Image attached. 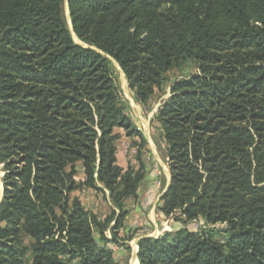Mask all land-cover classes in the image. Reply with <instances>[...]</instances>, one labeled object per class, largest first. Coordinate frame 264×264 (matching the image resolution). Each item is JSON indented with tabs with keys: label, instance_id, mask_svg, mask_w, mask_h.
I'll use <instances>...</instances> for the list:
<instances>
[{
	"label": "trees",
	"instance_id": "1",
	"mask_svg": "<svg viewBox=\"0 0 264 264\" xmlns=\"http://www.w3.org/2000/svg\"><path fill=\"white\" fill-rule=\"evenodd\" d=\"M189 63L156 115L171 175L158 210L181 226L142 236L138 262L264 264V0H0V264L131 251L121 231L146 166L141 151L138 169L118 165L117 131L145 139L118 69L147 106ZM84 190L108 193L105 219Z\"/></svg>",
	"mask_w": 264,
	"mask_h": 264
},
{
	"label": "crops",
	"instance_id": "2",
	"mask_svg": "<svg viewBox=\"0 0 264 264\" xmlns=\"http://www.w3.org/2000/svg\"><path fill=\"white\" fill-rule=\"evenodd\" d=\"M129 89V86H128ZM123 98V97H122ZM125 102L128 105L127 114L131 117L137 130L140 131L145 139V146L141 148V139L137 136L128 137L123 130H118L120 135L117 141V163L120 167L127 169L129 166L138 169V152H142V161L146 166V180L143 188L139 191V196L135 201L128 202L129 215L126 220L125 229L121 231V236L135 237L126 242L131 248L134 263L138 264V245L137 242L142 236L156 237L158 230L161 229V223L166 221V217L158 210L161 206V200L170 185L171 175L168 165V158L165 157L166 143L161 133V125L156 118L161 102H152L151 105L142 106L135 102L133 94L129 89L125 92ZM166 95L163 99H167ZM124 100V99H123ZM78 181H84L83 168L78 166ZM4 191V187H3ZM83 206L94 213L100 219H105L109 215L113 206L110 203L108 193L106 192L105 212L99 209V205L104 203V199L94 191L84 190L77 193ZM98 198L99 202L98 201ZM168 222V220H167ZM147 226V227H146ZM156 229V230H155ZM146 231V233H145ZM154 231H157L155 233ZM107 236L111 234L108 231ZM108 247L114 251V256L118 264H127L128 251L115 244H109Z\"/></svg>",
	"mask_w": 264,
	"mask_h": 264
},
{
	"label": "rangeland",
	"instance_id": "3",
	"mask_svg": "<svg viewBox=\"0 0 264 264\" xmlns=\"http://www.w3.org/2000/svg\"><path fill=\"white\" fill-rule=\"evenodd\" d=\"M65 9H66V14H67V18H68V23H69V25H71V22H70V18H69V10H68V7L65 5ZM74 36V39H75V41L78 43V44H82L78 39H77V37L75 36V35H73ZM117 66V65H116ZM196 72H197V68H196V66L194 65V64H192V63H189L188 65H186V66H184L182 69H176V70H173V71H171L169 74H168V81L166 82V85L163 87V89L161 90V91H158L157 93H156V95L154 96V98H153V100L148 104V106L149 105H151V103L154 101L155 103L156 102H161L162 103V101L163 100H165V99H163V97H165L166 95L169 97L170 96V89H171V86H172V84L175 82V81H178L179 79H182V78H185V77H188V76H191V75H193V74H196ZM117 76H118V84H119V87H120V92H121V97H123V101H125L126 100V98H124L125 97V92H126V94H127V91L129 90L128 89V82H127V80H126V77H125V75L123 74V72L120 70V69H118V74H117ZM147 106V107H148ZM3 169V165H1L0 164V203L2 204V202L1 201H3V177H4V175H5V172L2 170ZM170 183H171V180H170ZM170 186V185H169ZM169 186L167 187L168 188V190H169ZM167 189H166V192L168 191ZM166 192H165V194H166ZM97 194V193H96ZM97 195H99V196H101L103 199H104V203H101L100 201H99V199L100 198H98V201L101 203L100 205H99V209L100 210H102V211H104L105 212V204H106V198H104L103 197V195H101V194H97ZM167 220H168V222H167V220L166 221H164V222H162L160 225H161V229H159L158 230V235L156 236V237H158V236H160L161 234H162V232H163V230L165 229V227H167V226H170V227H172L173 228V230H174V226H181V224L179 223V222H176L175 220H174V218H172V217H170V218H166ZM200 224L202 225L203 224V226H204V222L203 221H201L200 222ZM196 224H193L192 225V227L193 228H196ZM147 227V226H146ZM156 230V229H155ZM155 233H157V231H154ZM145 233H146V231H145ZM150 237H152V236H150ZM118 246V245H117ZM127 264H136V263H134L135 262V260L133 259V255L131 254V251L130 252H128V254H127ZM138 264H139V262H138Z\"/></svg>",
	"mask_w": 264,
	"mask_h": 264
},
{
	"label": "built area",
	"instance_id": "4",
	"mask_svg": "<svg viewBox=\"0 0 264 264\" xmlns=\"http://www.w3.org/2000/svg\"><path fill=\"white\" fill-rule=\"evenodd\" d=\"M173 230V228L172 227H170V226H167V227H165V229L163 230V232L162 233H164V232H169V231H172Z\"/></svg>",
	"mask_w": 264,
	"mask_h": 264
},
{
	"label": "water",
	"instance_id": "5",
	"mask_svg": "<svg viewBox=\"0 0 264 264\" xmlns=\"http://www.w3.org/2000/svg\"><path fill=\"white\" fill-rule=\"evenodd\" d=\"M167 190H168V188H167ZM2 202V201H1ZM0 206H1V203H0Z\"/></svg>",
	"mask_w": 264,
	"mask_h": 264
}]
</instances>
